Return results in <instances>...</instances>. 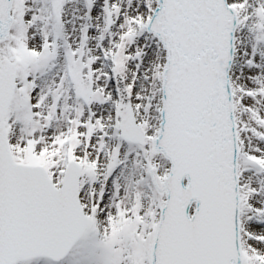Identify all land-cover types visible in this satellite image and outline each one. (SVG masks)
I'll use <instances>...</instances> for the list:
<instances>
[{
    "label": "snow or ice",
    "instance_id": "snow-or-ice-1",
    "mask_svg": "<svg viewBox=\"0 0 264 264\" xmlns=\"http://www.w3.org/2000/svg\"><path fill=\"white\" fill-rule=\"evenodd\" d=\"M0 264H264V0H0Z\"/></svg>",
    "mask_w": 264,
    "mask_h": 264
}]
</instances>
